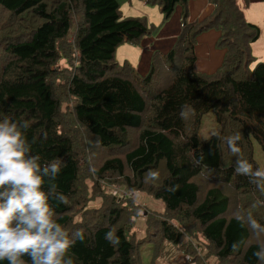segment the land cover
I'll return each instance as SVG.
<instances>
[{
    "label": "trees",
    "instance_id": "obj_1",
    "mask_svg": "<svg viewBox=\"0 0 264 264\" xmlns=\"http://www.w3.org/2000/svg\"><path fill=\"white\" fill-rule=\"evenodd\" d=\"M144 1L159 5L163 20L179 4L181 25L171 48L154 51L141 74L117 62L115 50L158 26L122 16L119 0H0V119L29 121L41 164L60 161L58 191L69 203H52L58 222L83 230L72 248L76 264H142L147 242L155 264L165 239L190 264H207L209 255L218 264H264L253 254L260 249L248 223L251 213L264 225V180L235 172L242 158L258 169L253 138L264 152V61L250 66L259 29L237 0H209L213 11L202 19L189 17V0ZM211 28L220 31L225 54L207 73L195 68V41ZM183 105L195 114L182 119ZM210 109L220 137L203 139L198 127ZM237 132L243 156H233L223 139ZM206 145L215 147V163L194 154ZM159 165L164 172L155 180L148 173ZM135 191L161 199L163 209L147 208ZM109 232L117 243L105 239Z\"/></svg>",
    "mask_w": 264,
    "mask_h": 264
},
{
    "label": "clouds",
    "instance_id": "obj_2",
    "mask_svg": "<svg viewBox=\"0 0 264 264\" xmlns=\"http://www.w3.org/2000/svg\"><path fill=\"white\" fill-rule=\"evenodd\" d=\"M194 114L191 105L181 107L182 119ZM30 127L27 120L0 119V261H7V264H76L72 248L78 240L83 242V230L72 232L58 222L52 203L53 199L69 203L67 196L58 191L56 177L61 171L60 161L41 164V156L33 152L36 138L30 141L27 135ZM212 135L220 137L219 131H213ZM223 139L233 156H243L238 143L241 140L239 132ZM235 172L264 180V167L253 171V164L244 158L237 161ZM151 175L158 177L159 174L153 171ZM261 191L264 193V188ZM233 218L244 220L240 215ZM248 223L260 249L253 254L264 261V225L251 213ZM105 239L112 243L118 241L112 232L107 233ZM238 247L239 243L233 244L234 249Z\"/></svg>",
    "mask_w": 264,
    "mask_h": 264
},
{
    "label": "crops",
    "instance_id": "obj_3",
    "mask_svg": "<svg viewBox=\"0 0 264 264\" xmlns=\"http://www.w3.org/2000/svg\"><path fill=\"white\" fill-rule=\"evenodd\" d=\"M245 18L259 29L258 37L250 43L251 52L255 60L264 61V0H237ZM126 15L144 16L148 22L157 25L156 30L145 34L138 43L123 42L115 50V60L119 63L128 61L136 70L144 74L150 64L154 51L166 52L173 45L181 25V6L177 4L172 14L165 20L159 5L146 3L144 0H130L125 5ZM189 17L202 19L213 11V4L209 0H189ZM220 31L215 28L205 30L197 35L195 41V68L199 71L211 73L221 64L225 48L218 44ZM250 65V66H251Z\"/></svg>",
    "mask_w": 264,
    "mask_h": 264
},
{
    "label": "rangeland",
    "instance_id": "obj_4",
    "mask_svg": "<svg viewBox=\"0 0 264 264\" xmlns=\"http://www.w3.org/2000/svg\"><path fill=\"white\" fill-rule=\"evenodd\" d=\"M130 0H119V9L121 11L122 16H130L126 15L127 11L125 8V5H128V2ZM254 65V64H253ZM251 65V66H253ZM218 128V123L215 119V112L213 109H210L203 113L200 124L198 127V133L201 138L205 139L210 136V134L213 133V131H216ZM253 155L255 160L258 164V169L260 167H264V152L259 144V142L253 138ZM198 158H200L205 163H215L217 159V153L216 149L212 145H206L200 150H195L194 153ZM155 171L159 175L158 177H154L151 175V173ZM164 172V167L162 165H159L154 170L150 171L148 174L151 178L158 180L162 176ZM108 189L114 190V188L109 187ZM118 191L117 193H121V190H115ZM134 197H136V200L144 204L149 209L154 210H162L164 207V203L161 199L155 198L154 196L143 192V191H135ZM100 201V198L97 197L95 200H92L90 202V205H95ZM144 226L145 222L143 217H139L137 219V223L135 225V233L138 237L142 236L144 233ZM199 243V250L201 253L204 252V245L202 243L203 239L198 238L197 239ZM152 246L153 244L151 242L144 243L141 247V258H142V264H151V255H152ZM190 256L185 253L180 247L177 242L165 239L162 241V243L159 246L158 252L155 256L154 263L155 264H190ZM205 261L207 264H218L216 258L213 255H209L205 257Z\"/></svg>",
    "mask_w": 264,
    "mask_h": 264
}]
</instances>
